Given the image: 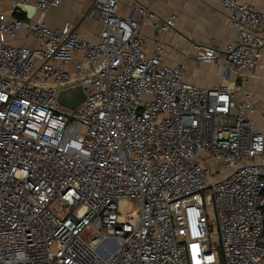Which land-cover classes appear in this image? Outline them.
Listing matches in <instances>:
<instances>
[{"label":"built area","instance_id":"obj_1","mask_svg":"<svg viewBox=\"0 0 264 264\" xmlns=\"http://www.w3.org/2000/svg\"><path fill=\"white\" fill-rule=\"evenodd\" d=\"M123 1H92L89 36L48 25L62 0L0 9V264H264V132L243 79L264 11L220 0L238 36L197 47L225 82L204 87L162 42L146 52L145 26L168 32L177 15L158 18L155 0L123 14ZM21 30L37 43L11 44ZM77 85L83 103L59 101Z\"/></svg>","mask_w":264,"mask_h":264},{"label":"crops","instance_id":"obj_2","mask_svg":"<svg viewBox=\"0 0 264 264\" xmlns=\"http://www.w3.org/2000/svg\"><path fill=\"white\" fill-rule=\"evenodd\" d=\"M92 1L62 0L61 6L48 11L46 21L53 28H60L70 21L82 35H97L102 28L101 23L88 17ZM141 1L148 3V0ZM239 1L252 4L255 9L264 11V0ZM10 8L11 0H0V9ZM153 8L160 19L170 15H177L178 18L175 28L165 33L157 32L152 25L145 26L147 54L152 55L157 44L162 42L168 50L165 62L183 65L187 81L204 87L225 83L222 76L216 73L215 65L200 63L196 59L199 45L214 44L220 49H225L237 39V30L231 24L221 1L155 0ZM121 12L123 14L129 12L126 0L123 1ZM9 41L13 45L37 43L34 39H27L25 30L19 31L17 37L10 38ZM243 79L246 88L254 93L252 102L258 107L255 120L264 132V47L259 64L247 69Z\"/></svg>","mask_w":264,"mask_h":264},{"label":"water","instance_id":"obj_3","mask_svg":"<svg viewBox=\"0 0 264 264\" xmlns=\"http://www.w3.org/2000/svg\"><path fill=\"white\" fill-rule=\"evenodd\" d=\"M20 7L28 14V17H31L36 11L34 6L20 5ZM85 98L86 94L81 85L74 86L70 89H65L59 94V101L70 107H76L80 105L84 102Z\"/></svg>","mask_w":264,"mask_h":264},{"label":"rangeland","instance_id":"obj_4","mask_svg":"<svg viewBox=\"0 0 264 264\" xmlns=\"http://www.w3.org/2000/svg\"><path fill=\"white\" fill-rule=\"evenodd\" d=\"M63 13V12H62ZM212 164H217L215 161H211ZM137 210L136 204L134 202H129V204L126 207L122 208L123 213H133ZM207 214L210 219V224L212 225V236L211 241L214 243V246L219 248L221 245V240L218 237V229L216 224V216H215V208L211 202V200L208 201V205L206 206Z\"/></svg>","mask_w":264,"mask_h":264}]
</instances>
